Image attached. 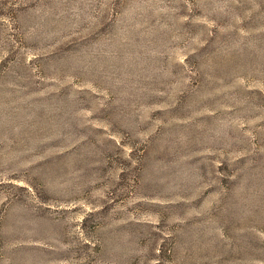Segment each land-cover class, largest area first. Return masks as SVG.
<instances>
[{"label":"rangeland","instance_id":"rangeland-1","mask_svg":"<svg viewBox=\"0 0 264 264\" xmlns=\"http://www.w3.org/2000/svg\"><path fill=\"white\" fill-rule=\"evenodd\" d=\"M0 264H264V0H0Z\"/></svg>","mask_w":264,"mask_h":264}]
</instances>
